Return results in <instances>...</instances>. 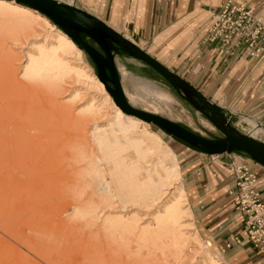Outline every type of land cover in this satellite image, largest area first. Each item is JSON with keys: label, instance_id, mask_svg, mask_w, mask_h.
<instances>
[{"label": "rangeland", "instance_id": "374dc122", "mask_svg": "<svg viewBox=\"0 0 264 264\" xmlns=\"http://www.w3.org/2000/svg\"><path fill=\"white\" fill-rule=\"evenodd\" d=\"M30 18L0 4V264H229L198 235L168 134L118 111L89 55ZM115 64L133 107L224 138L146 66Z\"/></svg>", "mask_w": 264, "mask_h": 264}, {"label": "crops", "instance_id": "0c3cea01", "mask_svg": "<svg viewBox=\"0 0 264 264\" xmlns=\"http://www.w3.org/2000/svg\"><path fill=\"white\" fill-rule=\"evenodd\" d=\"M224 1L64 2L103 21L226 112L236 119L241 118L235 125H248L249 136L258 140L264 137V54L252 58L243 56L241 50L232 55L222 51L219 43L205 40ZM248 7L257 18L264 20V0H249ZM115 62L135 75H144L146 65L133 57L116 56ZM168 137L176 153L183 191L200 238L229 264H264L263 253L247 241L244 217L233 206L235 177L231 174L232 166L247 164L259 178L256 189L264 201V167L248 156L236 153L211 156L171 135ZM236 238L240 239V244H233ZM228 245H232L231 248Z\"/></svg>", "mask_w": 264, "mask_h": 264}, {"label": "water", "instance_id": "95a60500", "mask_svg": "<svg viewBox=\"0 0 264 264\" xmlns=\"http://www.w3.org/2000/svg\"><path fill=\"white\" fill-rule=\"evenodd\" d=\"M9 1H16L50 18L74 41L79 49L85 51L90 56L94 64L96 61L108 62L107 65L101 66V70H99V79L104 84L106 90L115 98L117 106L125 114L139 118L149 124L153 123L167 134L174 136L205 154L218 156L242 152L247 154L251 160L264 167V142L240 132L234 124L236 118L226 112L224 108L209 100L194 86L162 65L139 46L106 25L103 21L73 5L60 3L57 0ZM95 31L105 33L108 35V38L112 40H106L109 59H106L107 55L101 48L99 49L86 43L82 39V35H86L97 44L98 41ZM110 42L124 49L134 59L154 69L186 101L197 111L202 113L211 124L224 135V138L218 140L204 138L166 118L133 107L129 103L122 86L121 78L118 73L119 71L112 55V46ZM96 64L98 63L96 62ZM111 86H114V88ZM183 93L185 95L187 94L188 98L185 97Z\"/></svg>", "mask_w": 264, "mask_h": 264}, {"label": "built area", "instance_id": "2783aa9c", "mask_svg": "<svg viewBox=\"0 0 264 264\" xmlns=\"http://www.w3.org/2000/svg\"><path fill=\"white\" fill-rule=\"evenodd\" d=\"M248 1L225 0L213 19L206 42L219 43L221 50L228 54L243 50V56L260 58L264 54V20L256 17ZM256 126L262 128L259 124ZM231 174L235 177L233 206L244 217L247 241L264 255V201L256 189L259 178L245 163L232 166ZM240 243L238 238L233 242Z\"/></svg>", "mask_w": 264, "mask_h": 264}, {"label": "bare ground", "instance_id": "6f19581e", "mask_svg": "<svg viewBox=\"0 0 264 264\" xmlns=\"http://www.w3.org/2000/svg\"><path fill=\"white\" fill-rule=\"evenodd\" d=\"M12 3V4H11ZM60 3H62V2H60ZM0 4H5V5H7L8 7H10V8H13V10L16 12V13H19V14H25V15H28V16H30L31 18H30V25H33V24H35V23H37V21H41V22H43L46 26H48V27H51V28H53V26L50 24V22L47 20V19H45L44 17H46L45 15H43V14H41L40 12H38L37 10H34V9H32V8H29V7H27V6H24V5H21V4H19L18 2H16V1H9V0H0ZM15 4V5H14ZM48 18V17H47ZM52 23H54L50 18H48ZM27 20H29V19H27ZM55 24V23H54ZM39 25V24H38ZM56 25V24H55ZM57 26V25H56ZM57 27H59V26H57ZM60 28V27H59ZM61 29V28H60ZM61 31L63 32V35L65 36V37H67L70 41L68 42V43H70L71 44V47L73 48V50H75V46L74 45H76L75 43H74V41L66 34V33H64V31L61 29ZM95 34H96V36H97V41H98V43L97 44H95V46L97 47V48H101L103 51H104V53H106V55H107V58L106 59H109V57H108V52H107V49H108V45H106L107 43H106V40L107 39H109L108 38V35H106L105 33H103V32H101V31H95ZM110 40V39H109ZM110 41H112V40H110ZM110 45H111V42H110ZM77 46V45H76ZM99 46V47H98ZM77 48H78V46H77ZM79 49V48H78ZM80 51H82L81 49H79ZM90 57V56H89ZM96 62L98 63V64H96ZM95 62V64H96V69H97V73H98V76H97V78H98V80L100 81V83H102V81L99 79V70H101V66L102 65H107V63L106 62H102V61H96ZM57 63V62H56ZM99 67V68H98ZM5 69V68H4ZM14 71V70H13ZM100 83H97V85H98V87L100 88V89H102V86H101V84ZM103 84V83H102ZM104 85V84H103ZM112 88H114V86H111ZM1 91V90H0ZM109 93V92H108ZM110 94V93H109ZM183 95L185 96V97H187L188 98V95L186 94H184L183 93ZM110 96L112 97V99H113V101H114V103H115V105H116V107L118 108V111H120L124 116H126V117H128V119H131V118H133V119H136V120H139L141 123H146V122H144L143 120H141V119H139V118H136V117H133V116H129V115H127V114H125L118 106H117V104H116V101H115V98L110 94ZM188 102V101H187ZM119 112V113H120ZM120 117V116H119ZM124 119V118H123ZM128 123V122H127ZM130 124V123H129ZM147 124H149V123H147ZM127 125V124H126ZM128 126V125H127ZM140 126V125H139ZM121 127V126H120ZM136 127V126H135ZM123 129V128H122ZM128 130V129H127ZM169 135V134H168ZM224 136V135H223ZM249 136V135H248ZM174 137V136H173ZM251 137V136H250ZM253 138V137H252ZM221 139H223V138H221ZM255 139V138H254ZM248 156V155H247ZM161 179V178H160ZM61 201V200H60ZM206 254V256L207 257H209L210 258V256H208V253H205ZM108 257V256H107ZM210 260L211 261H213V259H211L210 258ZM215 264V263H214Z\"/></svg>", "mask_w": 264, "mask_h": 264}, {"label": "trees", "instance_id": "16d2710c", "mask_svg": "<svg viewBox=\"0 0 264 264\" xmlns=\"http://www.w3.org/2000/svg\"><path fill=\"white\" fill-rule=\"evenodd\" d=\"M82 39L86 42V43H89L93 46H95V42L88 36L86 35H82ZM111 46H112V55L114 57V60H115V57L116 56H120V57H131L124 49L118 47L117 45H114L111 43ZM96 47V46H95ZM93 62V61H92ZM116 63V62H115ZM94 64V63H93ZM145 64V63H144ZM146 65V64H145ZM95 66V64H94ZM147 68L149 69V71L151 72L150 75H152L153 77L155 76L156 78H159L163 81L166 82V84L170 87V88H173L164 78H162L154 69H152L151 67H149L148 65H146ZM96 67V66H95ZM119 73V72H118ZM119 77H120V74H119ZM174 89V88H173ZM187 144V143H186ZM190 146V145H189ZM192 147V146H190ZM239 153V152H237Z\"/></svg>", "mask_w": 264, "mask_h": 264}]
</instances>
